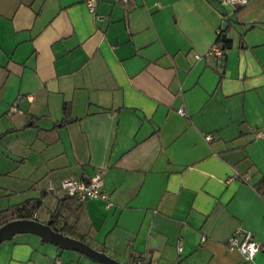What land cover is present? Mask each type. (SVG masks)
I'll list each match as a JSON object with an SVG mask.
<instances>
[{
    "label": "crops",
    "instance_id": "0c3cea01",
    "mask_svg": "<svg viewBox=\"0 0 264 264\" xmlns=\"http://www.w3.org/2000/svg\"><path fill=\"white\" fill-rule=\"evenodd\" d=\"M259 130L264 0H0V211L42 197L48 222L69 197L50 186L103 168L66 234L124 264H259L228 244L264 243ZM58 260L108 264L32 232L0 240V264Z\"/></svg>",
    "mask_w": 264,
    "mask_h": 264
},
{
    "label": "built area",
    "instance_id": "2783aa9c",
    "mask_svg": "<svg viewBox=\"0 0 264 264\" xmlns=\"http://www.w3.org/2000/svg\"><path fill=\"white\" fill-rule=\"evenodd\" d=\"M226 2L232 3H244L246 0H225ZM92 10L95 9L98 0H88ZM221 34V30L219 35ZM209 53L215 54L219 58L225 56V48L220 44L219 40L212 45ZM199 57V54H197ZM15 108V106H12ZM180 112H184L183 108H179ZM259 135H264V130H259ZM104 185V169L100 168L96 173L89 179H78L73 177L65 178L62 181V185L59 189H56L54 186H50V189L53 191H61L65 195H75L80 200H86L91 197L104 196L103 192ZM228 244L230 248L239 250L245 258L251 259L255 254L264 250V243L256 240L251 232H246L243 237H239L238 233L232 234L228 239ZM182 249V246H179ZM49 264H61V261H54ZM135 264H147V260L143 258H137ZM264 264V262L259 263Z\"/></svg>",
    "mask_w": 264,
    "mask_h": 264
},
{
    "label": "water",
    "instance_id": "95a60500",
    "mask_svg": "<svg viewBox=\"0 0 264 264\" xmlns=\"http://www.w3.org/2000/svg\"><path fill=\"white\" fill-rule=\"evenodd\" d=\"M225 37L226 35L223 34L222 39H225ZM21 232L39 234L45 240L54 242L64 247L79 249L108 264H124L109 256L105 252L94 249L86 241L55 229L51 224V220L48 222H42L37 218H15L8 220L0 225V240L11 238L15 234Z\"/></svg>",
    "mask_w": 264,
    "mask_h": 264
},
{
    "label": "trees",
    "instance_id": "16d2710c",
    "mask_svg": "<svg viewBox=\"0 0 264 264\" xmlns=\"http://www.w3.org/2000/svg\"><path fill=\"white\" fill-rule=\"evenodd\" d=\"M218 40L224 48L230 45L229 40L222 39V33L219 35ZM72 199L76 201H72ZM42 203H43L42 197H33L7 210L0 211V225L15 217L32 218L34 216L35 211L42 205ZM81 204H82V200L80 201V199L75 195H69L68 198H61L57 208L52 214V219H51L52 226L57 230L67 232V229L73 227V225L69 223L67 218H69V215L71 213H74L81 206ZM61 217L65 218L66 221L63 223L61 227H57L56 222ZM147 264H151V262L147 261Z\"/></svg>",
    "mask_w": 264,
    "mask_h": 264
}]
</instances>
